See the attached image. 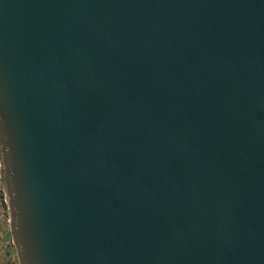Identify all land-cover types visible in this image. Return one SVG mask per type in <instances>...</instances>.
Masks as SVG:
<instances>
[{
    "label": "water",
    "instance_id": "95a60500",
    "mask_svg": "<svg viewBox=\"0 0 264 264\" xmlns=\"http://www.w3.org/2000/svg\"><path fill=\"white\" fill-rule=\"evenodd\" d=\"M0 191L18 264H264V0H0Z\"/></svg>",
    "mask_w": 264,
    "mask_h": 264
},
{
    "label": "crops",
    "instance_id": "0c3cea01",
    "mask_svg": "<svg viewBox=\"0 0 264 264\" xmlns=\"http://www.w3.org/2000/svg\"><path fill=\"white\" fill-rule=\"evenodd\" d=\"M0 264H18L11 244L8 225V211L0 191Z\"/></svg>",
    "mask_w": 264,
    "mask_h": 264
},
{
    "label": "rangeland",
    "instance_id": "374dc122",
    "mask_svg": "<svg viewBox=\"0 0 264 264\" xmlns=\"http://www.w3.org/2000/svg\"><path fill=\"white\" fill-rule=\"evenodd\" d=\"M1 257V256H0ZM15 259H16V256H15Z\"/></svg>",
    "mask_w": 264,
    "mask_h": 264
}]
</instances>
